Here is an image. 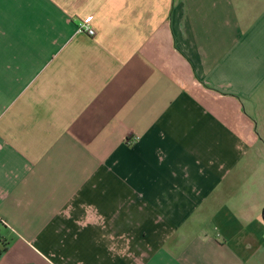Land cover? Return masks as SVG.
Returning a JSON list of instances; mask_svg holds the SVG:
<instances>
[{
  "label": "crops",
  "instance_id": "0c3cea01",
  "mask_svg": "<svg viewBox=\"0 0 264 264\" xmlns=\"http://www.w3.org/2000/svg\"><path fill=\"white\" fill-rule=\"evenodd\" d=\"M3 247L264 264V0H0Z\"/></svg>",
  "mask_w": 264,
  "mask_h": 264
},
{
  "label": "built area",
  "instance_id": "2783aa9c",
  "mask_svg": "<svg viewBox=\"0 0 264 264\" xmlns=\"http://www.w3.org/2000/svg\"><path fill=\"white\" fill-rule=\"evenodd\" d=\"M78 33H85L89 36H93L95 34L94 29H92L88 24L86 23H80L77 28ZM137 142V138H133V143Z\"/></svg>",
  "mask_w": 264,
  "mask_h": 264
},
{
  "label": "trees",
  "instance_id": "16d2710c",
  "mask_svg": "<svg viewBox=\"0 0 264 264\" xmlns=\"http://www.w3.org/2000/svg\"><path fill=\"white\" fill-rule=\"evenodd\" d=\"M5 250H6L5 247H3L2 250H0V253L4 252Z\"/></svg>",
  "mask_w": 264,
  "mask_h": 264
}]
</instances>
